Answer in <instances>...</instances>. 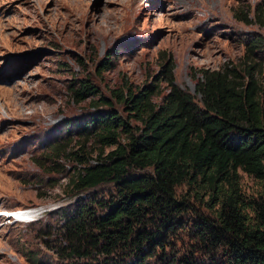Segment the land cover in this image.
<instances>
[{"label":"rangeland","instance_id":"1","mask_svg":"<svg viewBox=\"0 0 264 264\" xmlns=\"http://www.w3.org/2000/svg\"><path fill=\"white\" fill-rule=\"evenodd\" d=\"M258 5L264 8V0H0V211L33 214L21 221L0 216V264L77 261L59 254L64 217L114 193L110 184L71 189L83 166L78 160L93 164L114 148L80 133L96 111L92 100L156 84L170 57L175 83L187 92L195 93L200 69L234 68L246 85L245 66L252 65L264 96ZM247 13L250 23L240 19ZM257 37L263 49L252 55L247 45ZM82 81L97 92L77 102L71 89ZM159 84L157 104L168 91ZM54 145L66 149L52 155ZM237 179L244 196L264 193V178L239 169ZM31 216L39 219L23 222Z\"/></svg>","mask_w":264,"mask_h":264},{"label":"trees","instance_id":"2","mask_svg":"<svg viewBox=\"0 0 264 264\" xmlns=\"http://www.w3.org/2000/svg\"><path fill=\"white\" fill-rule=\"evenodd\" d=\"M254 17L264 26L263 7ZM240 19L251 21L248 13ZM261 42L247 51L254 55ZM174 68L170 57L156 84L92 100L96 111L80 133L114 148L93 164L78 160L71 189L110 184L114 193L64 217L59 254L72 264H264V193L244 196L237 179L239 169L264 178V96L253 67L245 66L246 85L234 68L200 69L194 94L175 83ZM160 81L168 91L157 104ZM71 92L80 102L97 90L82 81Z\"/></svg>","mask_w":264,"mask_h":264},{"label":"clouds","instance_id":"3","mask_svg":"<svg viewBox=\"0 0 264 264\" xmlns=\"http://www.w3.org/2000/svg\"><path fill=\"white\" fill-rule=\"evenodd\" d=\"M12 213H13L12 211H5V212L0 211V216H5V217H15ZM38 219H39V216H37V217H36V216H31L30 218L24 220L23 222H28V223H30V222L36 221V220H38ZM13 220H16V219L13 218Z\"/></svg>","mask_w":264,"mask_h":264},{"label":"bare ground","instance_id":"4","mask_svg":"<svg viewBox=\"0 0 264 264\" xmlns=\"http://www.w3.org/2000/svg\"><path fill=\"white\" fill-rule=\"evenodd\" d=\"M34 213V212H33ZM15 217H12V218H15L17 221H21L22 219L28 217L29 215H33L31 214L30 211H20V212H16V213H12ZM36 215V214H35ZM24 221V220H23Z\"/></svg>","mask_w":264,"mask_h":264}]
</instances>
